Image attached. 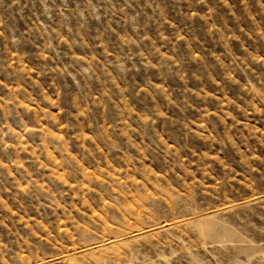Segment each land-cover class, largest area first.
<instances>
[{"label":"rangeland","instance_id":"374dc122","mask_svg":"<svg viewBox=\"0 0 264 264\" xmlns=\"http://www.w3.org/2000/svg\"><path fill=\"white\" fill-rule=\"evenodd\" d=\"M0 264H264V0H0Z\"/></svg>","mask_w":264,"mask_h":264}]
</instances>
